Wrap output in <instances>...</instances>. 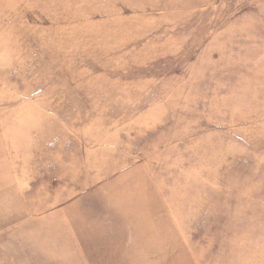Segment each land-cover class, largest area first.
I'll list each match as a JSON object with an SVG mask.
<instances>
[{"label":"rangeland","instance_id":"374dc122","mask_svg":"<svg viewBox=\"0 0 264 264\" xmlns=\"http://www.w3.org/2000/svg\"><path fill=\"white\" fill-rule=\"evenodd\" d=\"M8 214L0 264H264V0H0Z\"/></svg>","mask_w":264,"mask_h":264},{"label":"crops","instance_id":"0c3cea01","mask_svg":"<svg viewBox=\"0 0 264 264\" xmlns=\"http://www.w3.org/2000/svg\"><path fill=\"white\" fill-rule=\"evenodd\" d=\"M20 196V195H19ZM53 213H58V211H55V212H53ZM26 215V214H25ZM17 220H19V219H17ZM17 220H12V222L13 221H15L14 223H18V222H20V221H17ZM9 222H10V219H9V214H8V218L6 219V220H1V224H0V229L2 228V227H4V225H6V224H9ZM4 233V235H3V238H6L7 237V239H8V232H3Z\"/></svg>","mask_w":264,"mask_h":264}]
</instances>
